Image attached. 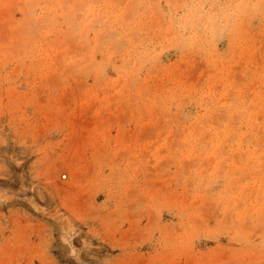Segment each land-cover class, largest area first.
Segmentation results:
<instances>
[{
    "label": "rangeland",
    "instance_id": "374dc122",
    "mask_svg": "<svg viewBox=\"0 0 264 264\" xmlns=\"http://www.w3.org/2000/svg\"><path fill=\"white\" fill-rule=\"evenodd\" d=\"M0 264H264V0H0Z\"/></svg>",
    "mask_w": 264,
    "mask_h": 264
}]
</instances>
